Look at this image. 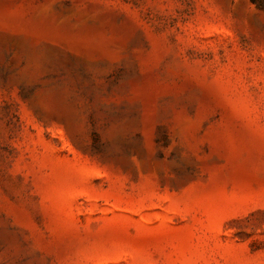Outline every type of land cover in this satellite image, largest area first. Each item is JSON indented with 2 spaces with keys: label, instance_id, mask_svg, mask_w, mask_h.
Returning a JSON list of instances; mask_svg holds the SVG:
<instances>
[{
  "label": "rangeland",
  "instance_id": "374dc122",
  "mask_svg": "<svg viewBox=\"0 0 264 264\" xmlns=\"http://www.w3.org/2000/svg\"><path fill=\"white\" fill-rule=\"evenodd\" d=\"M0 264H264V0H0Z\"/></svg>",
  "mask_w": 264,
  "mask_h": 264
},
{
  "label": "trees",
  "instance_id": "16d2710c",
  "mask_svg": "<svg viewBox=\"0 0 264 264\" xmlns=\"http://www.w3.org/2000/svg\"><path fill=\"white\" fill-rule=\"evenodd\" d=\"M253 1H256V0H253Z\"/></svg>",
  "mask_w": 264,
  "mask_h": 264
}]
</instances>
